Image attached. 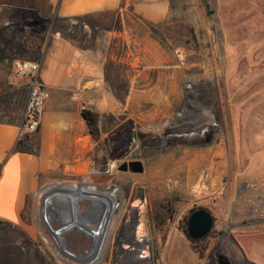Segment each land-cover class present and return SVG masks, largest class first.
<instances>
[{
	"label": "rangeland",
	"instance_id": "obj_1",
	"mask_svg": "<svg viewBox=\"0 0 264 264\" xmlns=\"http://www.w3.org/2000/svg\"><path fill=\"white\" fill-rule=\"evenodd\" d=\"M169 1L168 20L147 25L156 59L152 76L141 77V91L120 90L131 77L109 75L106 85L93 76V101L88 106L96 121L93 169L87 176L62 181L73 185L62 184L59 197L81 192L76 200L98 202L93 205L87 199L78 204L80 218H90L92 227L99 223L101 207L104 211L106 205L114 206L110 241L99 264L107 263L111 249L115 255L119 245L133 242L140 216L130 203L137 198L146 202L141 218L156 264L165 260V245L173 246L167 259L177 263L217 264L218 255L225 254L231 264H264V0ZM34 20L14 11L0 12V23H13L7 60L38 62L45 38L84 35L61 21L27 23ZM124 23L137 27L139 22L126 13ZM100 30L92 28L88 45L96 46L94 36ZM136 63L139 69L146 65ZM8 65L0 63V77ZM18 79L13 73V81ZM18 84L12 93L0 92V107L11 94L14 108L23 104V114L27 86ZM101 86L103 90L96 91ZM128 161H141L144 172H119L118 165ZM57 187L44 189L43 197ZM33 201L30 222L39 229L41 209ZM197 208H205L214 219L200 246L186 234L189 212ZM73 219L79 222L77 214ZM43 233L49 241L46 254L65 261L52 245L53 236ZM60 242L86 261L84 253L92 243L85 233L68 231ZM98 251L88 260L93 262ZM110 261L137 264L133 253Z\"/></svg>",
	"mask_w": 264,
	"mask_h": 264
},
{
	"label": "crops",
	"instance_id": "obj_2",
	"mask_svg": "<svg viewBox=\"0 0 264 264\" xmlns=\"http://www.w3.org/2000/svg\"><path fill=\"white\" fill-rule=\"evenodd\" d=\"M8 11L33 12L42 21H61L84 34L45 38L37 61L47 98L40 127L23 148H17L23 104L14 108L9 94L0 107V264H66L46 254L44 236L30 222L34 194L50 183L91 173L94 138L81 110L93 101V76L106 85L109 75L131 77L120 90L141 91V77L152 76L156 59L147 25L168 20L170 1L0 0V12ZM126 13L138 20L137 27L124 23ZM12 24L0 23V63L9 64L0 77V92L4 93H12L18 82L26 87L24 79L13 81V61L6 57L7 48L12 46ZM93 27L102 29L94 36V47L87 44ZM130 46L141 51L135 53ZM128 61L133 62L127 66ZM136 61L146 65L139 69ZM102 90V86L96 88L98 92ZM172 248L165 245V260L159 264H185L167 259ZM113 253L111 249L106 264H112V257L126 254L121 248ZM137 264H141L138 259ZM189 264L209 262L192 260Z\"/></svg>",
	"mask_w": 264,
	"mask_h": 264
},
{
	"label": "built area",
	"instance_id": "obj_3",
	"mask_svg": "<svg viewBox=\"0 0 264 264\" xmlns=\"http://www.w3.org/2000/svg\"><path fill=\"white\" fill-rule=\"evenodd\" d=\"M40 72V65L38 62L29 60V59H16L13 63V73L16 78L24 79L26 86H27V98L25 102V107L22 114V122L20 126V133L18 136V143H21L26 140V137L33 136L35 133H37L40 123H41V117L44 112L45 108V102L47 98V93L45 90V87L40 80L39 76ZM88 106L84 109L88 110ZM66 182H53L50 183L43 188L36 191L34 195V199L37 200L38 205H40L41 209V223L43 230L41 229L39 225V230L44 236V239L47 244H49L48 239H46L43 232H48L51 235V232L55 230H61L62 228L67 227L69 224L73 222V218L76 216V214L79 217V222L82 224V226H75L71 227L70 229H67L64 231L59 237L58 240H55L52 235V245L57 251H59L64 257H65V263L66 264H99L101 259V253L106 250L108 247V243L110 241L108 232L112 229V221H109L108 230L106 233V236L101 241V245L99 246L100 249L98 251V257L95 258L93 262L88 260V256L92 254L93 247H98L96 245L97 241L94 237H92L87 230H94L98 227L100 224V219L103 215V210L101 207V210L99 212L98 217L96 219H99V223L96 225V222L93 225H96L95 227H92L91 225V219H82L80 218V214L78 211V204L81 201L87 200L88 198L80 197L76 200L74 204V208L76 211H74L73 205L68 204L66 201H64V198L55 197L54 199H51V201L46 205L45 209L43 207V192L44 189H50L53 185L58 186L56 191L58 194H60L61 187L63 184V188L67 185H73L70 184V182H67V184H64ZM64 194V193H63ZM66 195V194H65ZM91 204L95 205V202L91 199H88ZM131 210L134 211L139 218H137L136 222L134 223V233H133V242L131 244H121L119 245V248L124 250L126 253H133L135 257L139 260L141 264H156L154 260L152 259L151 253H152V246L150 243V238L146 229V224L144 220L141 218V215L145 212L146 209V202L141 199L137 198L131 201L130 203ZM76 212V214H75ZM45 214H48L47 220L45 219ZM88 216V215H87ZM82 219V221H81ZM72 220V221H71ZM57 225V226H56ZM87 228V230L85 229ZM77 229L78 231H81L82 233H85L91 240V249L89 251H86L85 259L86 261H82L81 256L68 251L65 248L61 247L60 238L63 234H65L68 231Z\"/></svg>",
	"mask_w": 264,
	"mask_h": 264
},
{
	"label": "water",
	"instance_id": "obj_4",
	"mask_svg": "<svg viewBox=\"0 0 264 264\" xmlns=\"http://www.w3.org/2000/svg\"><path fill=\"white\" fill-rule=\"evenodd\" d=\"M119 172H129L132 174H142L144 165L141 161H128L118 165ZM214 225L211 213L205 208H197L192 211L187 219L186 234L189 240L200 241L210 235ZM217 264H231L227 255H218Z\"/></svg>",
	"mask_w": 264,
	"mask_h": 264
},
{
	"label": "bare ground",
	"instance_id": "obj_5",
	"mask_svg": "<svg viewBox=\"0 0 264 264\" xmlns=\"http://www.w3.org/2000/svg\"><path fill=\"white\" fill-rule=\"evenodd\" d=\"M73 189V188H72ZM87 190H91L90 187H87ZM55 193V191H53ZM51 192V193H53ZM51 193L45 195V200L43 201L44 205H47L51 200L50 199H54L55 196H51ZM84 193H68L66 195H63V198H64V201H66L68 204H72L74 205V202L76 200V198L78 196H83ZM61 194H56V197H59ZM77 196V197H76ZM87 197V196H86ZM62 198V197H60ZM74 208V207H73ZM114 206H111V205H106V208L104 209L103 211V215H102V218L100 219V224L98 225V227L94 230H90L87 228H85L87 230V232L95 238V240L97 241L96 245L98 247H93V251L94 250H99L100 249V245H101V241L103 240V238L105 237V234H106V231L108 230V225H109V221H110V216H111V212L113 210ZM75 211V209H74ZM48 218V214H45V219L47 220ZM77 219V218H76ZM72 221V220H71ZM75 224V226H82L79 225L80 222H76L74 219H73V222L71 224H69L67 227L65 228H62L61 230H55L53 232H51V235L53 236V238L55 240L58 239V237L64 232L66 231L67 229H70L71 227H73V225Z\"/></svg>",
	"mask_w": 264,
	"mask_h": 264
},
{
	"label": "trees",
	"instance_id": "obj_6",
	"mask_svg": "<svg viewBox=\"0 0 264 264\" xmlns=\"http://www.w3.org/2000/svg\"><path fill=\"white\" fill-rule=\"evenodd\" d=\"M14 12H18V13L25 15L26 17H31L32 19H35L34 21H30V22L27 21L28 24L31 23L34 26H37L38 24L42 26V25H46L47 23H50L49 21H42L33 12H29V11H14ZM81 116L85 120L87 126L90 127V130L93 134V128H94L95 123H96L95 117L86 109L81 110ZM29 137L27 136L25 141L18 143L17 148H20V149L23 148V146L26 145L25 142L28 140ZM191 241L195 245L200 246L202 244V242L204 241V239L200 240V241H194V240H191Z\"/></svg>",
	"mask_w": 264,
	"mask_h": 264
},
{
	"label": "flooded vegetation",
	"instance_id": "obj_7",
	"mask_svg": "<svg viewBox=\"0 0 264 264\" xmlns=\"http://www.w3.org/2000/svg\"><path fill=\"white\" fill-rule=\"evenodd\" d=\"M195 209H192L190 212H189V215H190V213L192 212V211H194ZM189 217V216H188ZM188 219V218H187ZM187 223V222H186Z\"/></svg>",
	"mask_w": 264,
	"mask_h": 264
}]
</instances>
